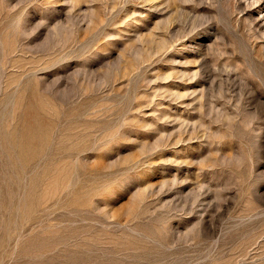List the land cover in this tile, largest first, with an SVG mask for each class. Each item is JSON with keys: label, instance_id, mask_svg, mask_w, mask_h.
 Wrapping results in <instances>:
<instances>
[{"label": "rangeland", "instance_id": "374dc122", "mask_svg": "<svg viewBox=\"0 0 264 264\" xmlns=\"http://www.w3.org/2000/svg\"><path fill=\"white\" fill-rule=\"evenodd\" d=\"M0 264H264V0H0Z\"/></svg>", "mask_w": 264, "mask_h": 264}, {"label": "bare ground", "instance_id": "6f19581e", "mask_svg": "<svg viewBox=\"0 0 264 264\" xmlns=\"http://www.w3.org/2000/svg\"><path fill=\"white\" fill-rule=\"evenodd\" d=\"M55 189V188H54Z\"/></svg>", "mask_w": 264, "mask_h": 264}]
</instances>
